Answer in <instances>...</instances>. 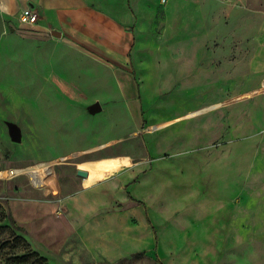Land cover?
<instances>
[{"label": "rangeland", "instance_id": "374dc122", "mask_svg": "<svg viewBox=\"0 0 264 264\" xmlns=\"http://www.w3.org/2000/svg\"><path fill=\"white\" fill-rule=\"evenodd\" d=\"M129 1L137 49L147 50L143 64L135 53L137 70L133 65L125 70L131 83L92 69L80 72L85 76H66L59 72L57 54L51 56L55 71L43 70L41 41L33 31L9 29L0 39V203L46 264H156V257L163 264H239L236 249L226 245L231 240L225 243L223 200L216 211H199L192 186L202 175L198 160L224 174L225 156L246 143L249 195L264 179V70L256 72V65L264 64V0H176L172 13L166 12L168 0ZM193 3L211 33L209 40L201 28L198 44L219 53L217 82L223 81L220 70L227 59L232 76L243 74L244 88L218 86L215 101L202 93L195 112L161 119L160 100L169 93L161 90L163 80L156 84L154 79L160 68L155 51L174 46L168 39L172 31H195ZM233 18L244 21L238 24L243 39L232 28L233 53L224 56V29ZM181 42L185 48L194 45L191 39ZM96 102L102 110L91 114ZM12 128L19 142L12 140ZM78 171L87 172V178ZM151 178L138 190L142 198L135 196L132 188ZM94 192L98 202L87 200L86 211L78 208L80 198ZM141 252L145 255L136 256Z\"/></svg>", "mask_w": 264, "mask_h": 264}, {"label": "crops", "instance_id": "0c3cea01", "mask_svg": "<svg viewBox=\"0 0 264 264\" xmlns=\"http://www.w3.org/2000/svg\"><path fill=\"white\" fill-rule=\"evenodd\" d=\"M168 2L166 12L172 13L176 6V0L173 3L171 0H168ZM191 6L193 7L192 22L198 24L195 31L189 34H183L181 33L183 31L178 29L172 31L168 35V39L175 43L174 46H164L158 52L155 51L159 57L157 65L160 68L154 79L156 84L159 79L163 80L161 90H165L166 95L169 93L166 99L160 100L161 119L181 116L187 113L189 109H192L191 112H195L200 104V94L202 93L207 94V100L215 101L214 92L218 86L226 88L235 87L239 84V89L244 88L243 74L239 73L232 76L227 59L224 68L220 70V73L223 74V81L217 82L215 64L217 62L216 55H219V53L214 47H209L206 50L198 44L201 28L207 33L209 40H211V33L207 30L208 23L201 19L198 3H193ZM27 8L33 9L38 15L36 24L30 27L18 23L20 12ZM0 16L4 25V32L0 35V39L9 29L13 32L33 31L38 35L37 39L41 41L38 46L39 59L43 70L47 72L49 70L55 71L52 68L53 59L51 56L57 54V66L63 69L59 72L62 74L65 72L66 76L67 74L85 76L80 72L86 73L92 69L91 72L100 71L112 81L117 80V78L120 80V77H122L124 81L131 83L133 77L125 70L132 68V65L134 67L133 58L135 59V53L140 55V64H143L146 60L143 55L147 50L143 47L137 49L138 32L134 20L135 14L129 0H0ZM241 22L244 21L233 18L230 26L225 27L224 34L226 37L224 41L226 43L222 55L230 56L233 53L230 43L228 45V40L230 41L233 36L232 28H234V32L238 29L237 32L240 33L238 38L243 39L241 35L242 28L238 27ZM260 27V31H263L264 19H261ZM53 32L59 33L60 36H53ZM184 39H191L194 45L192 44L191 47L187 48L183 47L181 41ZM242 46L238 47L240 53L244 52ZM45 52L50 55L47 62L43 60ZM239 64H242L243 70H245L242 61H239ZM256 66L257 74L261 73L262 75L264 64L258 63ZM135 69L138 68L134 67ZM261 75L256 78L259 79ZM45 76L43 74L41 78L44 79ZM55 76L63 80V84L64 81L67 82V77L63 76L61 78L56 74ZM183 94H188L191 97H188L189 99L180 98L179 96ZM193 103L197 104L194 105ZM248 145V143L237 144L238 147L234 149L235 152L225 156L228 157V160L221 162L223 164L221 172L224 174H215V170L211 169L209 161L201 159L200 162L198 160L196 166L202 169V175L194 178L195 188L192 186V189L193 192L196 191L197 193L195 199H197L196 205L199 211L204 212L210 209L216 211V205L219 203L217 201L219 199L223 200L225 243L229 239L231 240L226 245L236 249L239 254L238 257H240L236 259L239 260V264L246 262L249 264H263L264 179L259 180L253 186L255 195H249V177L245 167L247 162L245 151L248 150ZM231 158H233V161H231ZM213 161V164H216V161ZM187 163L190 164L191 162ZM261 165L264 167V162ZM163 178L167 179L168 177L163 175L161 179ZM151 181L153 182L154 179H145L140 185H135L132 188L134 195L140 198L141 194L138 190L146 188L152 183ZM188 186H186L185 191L190 190ZM183 188L181 186L182 191ZM226 194H228V198L225 200ZM99 198V195L95 192L80 198L81 202L78 208L86 211L91 206L89 202L87 203V200L94 199L95 204ZM128 198L137 202L136 198L133 199L131 195ZM137 203L141 205V202L138 201ZM251 215H255V218H250Z\"/></svg>", "mask_w": 264, "mask_h": 264}, {"label": "trees", "instance_id": "16d2710c", "mask_svg": "<svg viewBox=\"0 0 264 264\" xmlns=\"http://www.w3.org/2000/svg\"><path fill=\"white\" fill-rule=\"evenodd\" d=\"M148 220V217H146ZM18 225L0 203V264H46V260L29 249L27 242L18 234ZM144 252L136 256H143ZM156 264H163L158 257Z\"/></svg>", "mask_w": 264, "mask_h": 264}, {"label": "water", "instance_id": "95a60500", "mask_svg": "<svg viewBox=\"0 0 264 264\" xmlns=\"http://www.w3.org/2000/svg\"><path fill=\"white\" fill-rule=\"evenodd\" d=\"M3 32H4V25H3V20L0 16V35ZM52 35L56 36V37L60 36V34L57 32H53ZM101 110H102L101 105L98 102L94 103L93 105H91L89 107V112L91 114L99 113V112H101ZM11 136H12V140L14 142H19V140H20L19 133L14 128L11 129ZM77 175L82 177V178H87V176H88L87 172H84V171H78Z\"/></svg>", "mask_w": 264, "mask_h": 264}, {"label": "built area", "instance_id": "2783aa9c", "mask_svg": "<svg viewBox=\"0 0 264 264\" xmlns=\"http://www.w3.org/2000/svg\"><path fill=\"white\" fill-rule=\"evenodd\" d=\"M37 19H38L37 13L30 8L22 10L19 14V23L22 26H27V27L33 26L36 24Z\"/></svg>", "mask_w": 264, "mask_h": 264}]
</instances>
